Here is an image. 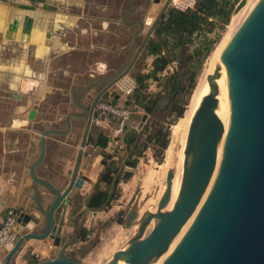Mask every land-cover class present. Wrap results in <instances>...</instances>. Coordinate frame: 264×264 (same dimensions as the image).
<instances>
[{
	"label": "crops",
	"instance_id": "1",
	"mask_svg": "<svg viewBox=\"0 0 264 264\" xmlns=\"http://www.w3.org/2000/svg\"><path fill=\"white\" fill-rule=\"evenodd\" d=\"M127 1L117 6L112 15L110 5L92 4L90 0H0V228L7 210L14 208L20 215L38 218L37 225L32 221L26 227L20 224V236L44 230L45 216L41 210H48L55 194L50 188L35 184L31 175L32 166L41 156L42 134L53 132L45 138L44 159L35 167L34 174L39 180L65 190L81 144V141L76 142L81 131L80 121L69 116L80 114V106L88 104L91 92L98 94L103 90L105 84L102 82L115 72L104 56L118 54L120 59H130L144 43L155 15L163 5V2L149 0L148 8L142 9L138 0H129L126 5ZM121 33L128 35L126 43L121 41ZM104 36H112L116 43L106 45L101 42ZM88 38L90 44L86 42ZM96 38L100 41H95ZM149 42L150 38L141 54H147V67L151 72L155 57L147 52ZM84 52L100 57L89 66L87 74L74 73L71 89L57 85L54 78L57 73L69 74L58 62ZM174 69L175 66H170L160 76L165 78ZM86 75L90 79L87 86L75 85ZM149 81L152 94L162 90L157 81ZM66 97L75 110L62 119L60 110L69 101ZM111 97L113 101L118 98L113 91ZM68 123L72 126L70 130ZM123 145L125 147L124 141ZM98 149L90 145L88 139L79 170L84 183L69 204L63 225H58L62 238L58 250L67 247V256L77 257L80 264H85L86 256L91 253L99 225L114 220L124 210L130 198L128 194L137 185L134 174L130 180L119 183L121 194L108 209L97 215L88 209L86 201L104 172V155L110 153L108 145L99 153ZM65 151L66 155L63 154ZM149 151L150 146L143 154ZM123 169L124 162L121 172ZM85 230L89 234L82 240ZM53 251L54 240L51 238L29 240L20 248L12 264L47 261ZM7 254L0 250V264H4Z\"/></svg>",
	"mask_w": 264,
	"mask_h": 264
},
{
	"label": "water",
	"instance_id": "2",
	"mask_svg": "<svg viewBox=\"0 0 264 264\" xmlns=\"http://www.w3.org/2000/svg\"><path fill=\"white\" fill-rule=\"evenodd\" d=\"M158 2L163 5L144 43L123 68L102 82L105 87L87 111L88 120L75 167L65 190L39 180L34 174L35 167L44 159L45 138L53 132L42 134L41 156L32 166L31 175L35 184L50 188L55 198L48 210H41L45 216L44 230L20 236L4 264L13 263L26 241L47 238L54 240L53 255L50 260L34 264H80L77 257L67 256V247L58 250L62 244L58 225H63L66 210L84 183L79 170L98 103L111 98L112 91L116 93L115 85L130 74L157 25L171 9L172 0H156ZM246 3L247 0H241L234 13ZM244 18L226 54L204 85L184 127L183 134L188 136L186 155L191 161L177 198L172 202L175 175L170 170L158 212L145 216L138 235L114 254L115 262L264 264V0H256ZM169 101L163 98L158 109L167 106ZM149 120L150 116L145 114L139 126L140 133ZM68 127L70 130L69 123ZM99 211L94 212L97 215ZM138 216V210L129 211L126 226L132 227ZM153 219L159 220L156 230L145 236ZM30 221L38 224V218L20 215L19 223L23 227Z\"/></svg>",
	"mask_w": 264,
	"mask_h": 264
},
{
	"label": "rangeland",
	"instance_id": "3",
	"mask_svg": "<svg viewBox=\"0 0 264 264\" xmlns=\"http://www.w3.org/2000/svg\"><path fill=\"white\" fill-rule=\"evenodd\" d=\"M90 1L92 4L96 3V4L110 5L112 10H113L112 15H114L116 12V7L120 6L125 0H90ZM240 1L236 4L234 11H235L236 7L238 6V4L240 3ZM255 2H256V0L251 4L252 6L250 5L249 7L252 8L253 4ZM128 3H129V0L126 2V5H128ZM137 4L142 9H146L150 5V1L149 0H138ZM161 5H162V3H161ZM250 8H248V10H246L247 12H245L246 14L244 13L243 17H245L247 15L248 11L251 10ZM237 14L238 13L235 14L233 12L232 18H231L229 24L225 27V29H222L218 25L215 27V29L212 33H207L206 35L204 34V35L195 36V39L190 46V52H189V54L191 55V59H192L191 63L190 64H188V62L183 63V69L181 70V73L183 74V78H184L183 79V85L185 87L184 91L182 92V94L180 96L181 101L179 104L175 105L174 102H172V97L166 96L167 98L170 99L169 103L167 104V106L162 108L161 112H158V110H157L155 113V116H154V119H155V122L157 125H164L166 128L170 127V131H171V127L176 125V123L179 121V120L175 121V114H176L175 108H177V107L181 108V106H184V104L187 103V105L184 106V108H185L184 115H185V113L188 109V106L190 105V103L192 101L193 94H194L195 89L197 88V86L199 84L200 79L203 78V74L204 75L206 74L207 64H208L210 58L212 57L214 51L216 50V48L218 47L220 42L222 40H224L225 37L231 32L230 30H231V26H232V23L234 20L233 17L236 16ZM241 21H242V19H241ZM121 36L123 37L121 39V41L123 43H126L129 40L128 35L121 33ZM111 37L112 36H104L101 38V42H104L106 45H114V43H116V42ZM94 40L98 41V42L100 41L99 38L98 39L96 38ZM210 40H218V42H217L212 54L205 60V62L202 65H200L199 61L202 57L201 52H202V50H204L206 48L207 43ZM86 42L88 44H90L91 39L88 38ZM92 42H93V40H92ZM99 57L100 56H98L96 54H91L89 52H84V53L74 54L71 56L64 57L61 61L58 62V64L61 65V67H63L64 69H66V71L69 74L64 76V75H61V73H59V74L57 73L56 76L54 77L56 79V84L57 85H64L68 89H71V86L73 83L72 78L74 77V73L78 71L82 74H85V73L87 74V72L89 70V66L93 65V63H95V60H97ZM104 57H105L104 59L110 63L111 68L113 70H115V72H113V74H115L121 68H123L124 65L129 60V59H126V60L120 59L118 57V54H110V56L107 55ZM69 64L71 66L69 68H67ZM147 64H148L147 54L142 53L139 56L138 60L136 61V63L134 65L133 69L131 70L130 74L128 75V77L130 79H132L136 82V89L133 91L132 95H130L129 97H131V96L134 97L137 94V92L140 91L141 86L136 80L137 77L141 74H143V75L150 74V70L147 67ZM171 66H173V67L175 66L174 71L177 70L178 65L176 63H173ZM113 74H111V76ZM193 76H195L196 86H195V89L193 90L192 94L188 95L187 91L189 89V86L191 85L190 84L191 78ZM89 80L90 79L86 75L84 78H81L79 82H76L75 85H78L80 88H83V87L88 85ZM149 80L146 81L147 86L143 89L142 93L145 94L146 96L150 97V95H152V93L150 92V81ZM161 83L163 84L164 80H162ZM114 89L117 91L116 85H115ZM96 95H97L96 92L95 93L91 92V94L88 97V104L89 105L91 104V102L93 101V99L95 98ZM129 97L119 96L117 98V100H118L117 103L118 104H124L125 99L129 98ZM65 99H67L69 101H68V105H66L63 109L60 110V113H61L60 117H62V119H64L65 116L69 112H73L75 110L73 105L70 104L69 97H66ZM174 105H175V107H174ZM126 106H128V107L131 106V108H135V106H138L142 109V107L137 103L126 104ZM95 115H96L95 116V118H96L97 113ZM95 118H94V120H95ZM60 126H62V125H60ZM84 129H85V124H83L81 131L78 133V135L76 137L77 143H80ZM130 130H128V131H130ZM98 131H102L105 134H110L109 129L98 127L93 122L91 133H94V135L96 137L95 133H97ZM126 134L123 136V140L126 137ZM170 143H171V138H170L169 145H170ZM149 146H150L149 153L142 154V156L139 158V163L135 169H132L130 167L126 168V170L133 171V173L135 174V179H136L137 185L132 190V192L128 194V196H130V198L127 201V203L125 204L124 210L121 211V213L118 214V216H116L114 218V220L108 221L106 223H101L99 225V230L97 232H95V243L92 246L91 253L88 254V256H86L85 264H115L114 254L117 251H119L120 249H122L123 247H127L130 240L134 236L138 235L139 228L141 226V222L145 218V216L149 212L151 213L152 211H153L152 213L158 212L160 200L162 199V197L165 194L166 189H167V185H166L167 174L171 169L166 170V168H164L162 166L165 162L167 149L165 150L163 157H161L160 155H158V152H157L158 147H154L151 144ZM99 152H101V149H98L97 153H99ZM109 152H110L109 155H104V158L106 159V156L114 157V159H116L117 165L120 167H122L124 160L129 156V151L127 150L126 147L121 149V150H119L118 147H115V148L111 147ZM63 154L66 155V151ZM68 154L70 155V154H72V152L71 153L69 152ZM158 158L159 159L162 158L161 159L162 162H159ZM159 166H161V167H159ZM104 170H105V166H104ZM66 178L70 179L68 175ZM117 193H118V195L121 194V189L119 186L117 189ZM146 202H149V203H146ZM149 207H151V208H149ZM132 209L138 210L139 216H138L137 220L135 221V224L132 227L126 228V217H127L128 212L131 211ZM150 223H151L149 225L150 227H148L149 229H147L145 236L149 235L152 232V229L153 228L155 229L157 226L156 219H153L152 221H150ZM154 229H153V232H154Z\"/></svg>",
	"mask_w": 264,
	"mask_h": 264
},
{
	"label": "trees",
	"instance_id": "4",
	"mask_svg": "<svg viewBox=\"0 0 264 264\" xmlns=\"http://www.w3.org/2000/svg\"><path fill=\"white\" fill-rule=\"evenodd\" d=\"M239 1L201 0L195 9L186 12L171 8L159 22L147 48L148 54L155 57L153 69L150 74H141L137 77L136 80L141 86L140 91L134 97L126 98L124 102L125 106L130 103L139 104L144 112L150 116V120L145 126L142 135L136 130H130L126 134L123 141L129 151V156L124 160L122 172L121 167L117 165L116 159L112 156H106L103 162L105 170L95 186L94 192L86 201L88 209L98 211L108 209L111 206L112 201L119 196L117 193L119 183L130 180L134 175L133 171H128L126 168L135 169L139 163V158L150 144L158 147V155L163 157L165 150L169 146L172 127L170 131V127L166 128L164 125L156 124L154 116L158 110V105L166 96L172 97V102L175 105L180 103V96L185 89L181 70L183 69V63H191L192 59L189 52L195 36L212 33L218 25L225 29ZM217 42L218 40H210L207 43L206 48L201 52L200 65L212 54ZM173 63L178 65L177 70L162 78L160 75ZM149 79L157 81L162 89L159 93L152 94L150 97L142 93L147 86L146 81ZM162 80H164L163 84L161 83ZM190 84L187 91L188 95L192 94L195 89V76L191 78ZM117 101V99H114L115 104H118ZM184 106H181V108L177 107L178 109L175 108V121L180 120L184 116ZM95 134L96 137L94 133H90L89 144L105 149L108 145V134L102 131H98ZM161 159L158 161L162 162ZM117 176L118 181L113 189L114 180ZM88 234V231H83L82 240L86 239Z\"/></svg>",
	"mask_w": 264,
	"mask_h": 264
},
{
	"label": "built area",
	"instance_id": "5",
	"mask_svg": "<svg viewBox=\"0 0 264 264\" xmlns=\"http://www.w3.org/2000/svg\"><path fill=\"white\" fill-rule=\"evenodd\" d=\"M10 2L11 0H1ZM201 0H172L171 8L186 12L195 9ZM116 94L122 97H129L136 89V82L128 76L124 77L116 85ZM112 98V97H111ZM111 98L101 100L97 105V117L94 123L98 127L110 130L108 134V146L118 147L119 150L125 148L123 145V136L128 130H136L140 133L139 126L143 116L146 114L140 107L131 108L121 104H115ZM20 214L14 209L7 210L5 219L0 228V250L7 252L14 248V245L20 237ZM38 259V256H34ZM29 264V262H25Z\"/></svg>",
	"mask_w": 264,
	"mask_h": 264
},
{
	"label": "bare ground",
	"instance_id": "6",
	"mask_svg": "<svg viewBox=\"0 0 264 264\" xmlns=\"http://www.w3.org/2000/svg\"><path fill=\"white\" fill-rule=\"evenodd\" d=\"M254 1L255 0H247V3L245 4V6L242 7V9L238 12V14L233 17L234 20H233V23L231 26V30H230L231 32L225 37L224 40H222L220 42V44L218 45V47L214 51L212 57L210 58V60L207 64L206 74L205 75L203 74V78L200 79L199 84H198V86L195 89V92L193 94L192 101H191L190 105L188 106V109H187L185 115L176 123V125H174L172 127L171 143H170L169 147L167 148L165 162L162 165L164 168H166V170L171 169V171H173L174 175H175V178L173 181V186H172V193H173L172 194L173 195L172 202H174L175 199L177 198V195L179 193L181 183L183 180L184 172H185L187 166L190 164V161H191V158L190 159L187 158V155H186V146H187L188 136L183 134V130H184V127L186 125V122L188 121L191 113L193 112V110L196 106L198 97H199L204 85L206 84V82L210 78L211 74L213 73L214 69L216 68L217 64L224 57L228 47L230 46V43H231V41H232L236 31H237V28L239 27V25L243 21L244 13L247 12L246 10H248V8H250L249 6ZM241 19H242V21H241ZM159 167H161V166H159ZM146 203H149V202H146ZM149 208H151V207H149ZM164 211L165 210L162 209V212H164ZM156 221H157V225H158L159 220H156ZM153 229H152L151 233H153ZM155 230H156V228L154 229V232H155ZM115 263L116 264H126L125 262H123V260H119Z\"/></svg>",
	"mask_w": 264,
	"mask_h": 264
},
{
	"label": "flooded vegetation",
	"instance_id": "7",
	"mask_svg": "<svg viewBox=\"0 0 264 264\" xmlns=\"http://www.w3.org/2000/svg\"><path fill=\"white\" fill-rule=\"evenodd\" d=\"M94 100V99H93ZM93 102V101H92ZM91 102V104H92ZM91 104H87L86 106H80L81 108V112L80 114L77 115V117L75 118L76 120H79L80 121V129H82V126L83 124H85L86 126V123H87V120H88V117H87V111H90V108H91ZM97 110V108H96ZM95 110V113H94V118H95V114L97 113V111ZM72 127V126H71Z\"/></svg>",
	"mask_w": 264,
	"mask_h": 264
}]
</instances>
